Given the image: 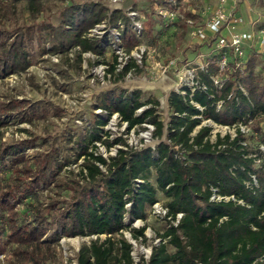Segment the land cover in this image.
<instances>
[{"label": "trees", "instance_id": "16d2710c", "mask_svg": "<svg viewBox=\"0 0 264 264\" xmlns=\"http://www.w3.org/2000/svg\"><path fill=\"white\" fill-rule=\"evenodd\" d=\"M45 1L50 0H0V15L8 12L12 16L17 5L25 3L35 17ZM60 19L57 26L47 27L50 41L56 42L53 50L64 47L65 40L79 48L78 61L84 52L102 53L88 37L91 29L106 19L113 24L118 19L126 25L128 21L121 11L108 14L103 4L94 1L64 6ZM33 35L32 25H0V73H18L31 65ZM114 61L108 74L115 73L116 57ZM256 63L252 57L243 74L231 70L220 89L210 78L217 69L214 64L200 71L198 81L204 89L199 86L192 91L183 86L184 95L174 90L169 93L167 123L157 116L156 98L143 99L139 90L127 95L123 91L104 93L97 104L99 109L108 117L117 114L119 121L126 123V132L151 123L159 142L153 150L149 146L129 147L121 137L110 140L108 132L102 140L100 127L106 120L97 118L74 151V161L83 159L80 175L86 184L69 182L64 186L72 192L69 198L44 204L36 193L44 180L51 178L53 182L56 170L71 162L68 158L62 162L55 153L27 160L24 149L33 146L31 141L0 142V167L9 162L13 177L0 187V254L14 245L21 264H55L47 263L52 252L50 243L42 239L57 219L64 236H97L80 247L77 264H134L131 244L123 237V230L129 229L124 223L125 204L132 201V217L145 218L146 208L159 201L160 192L169 213L173 217L176 213L183 215L177 226L165 227L158 234L159 245L152 248L148 260L138 264H264V155L261 148L251 149L245 132L237 126L251 125L264 143V131L257 122L264 118V83L255 70ZM131 69H137L133 60L123 66L121 75ZM219 101L222 103L217 108ZM15 110V119L28 122L32 115L47 112L41 101L29 104L12 98L0 102L1 114ZM201 119L236 126L234 137L216 134L212 140L211 126L201 125ZM4 123L0 116V124ZM97 141L107 151L120 143L122 147L106 159L97 153ZM135 179L141 180L136 189ZM130 232L134 240H145L144 228ZM58 237L60 233L55 232L53 239ZM168 246L174 251L169 252Z\"/></svg>", "mask_w": 264, "mask_h": 264}, {"label": "rangeland", "instance_id": "374dc122", "mask_svg": "<svg viewBox=\"0 0 264 264\" xmlns=\"http://www.w3.org/2000/svg\"><path fill=\"white\" fill-rule=\"evenodd\" d=\"M87 1L103 4L108 9V14L117 9L128 21L126 25L118 19L113 24L106 19L96 25L90 30L88 37L95 41L102 53L84 52L81 54L82 59L78 61L79 48L71 47L65 40H62L64 47L53 50L56 42L50 41L47 27L57 26L61 22L60 12L64 6L83 4ZM190 1L188 8L198 4L199 7L197 5L195 10L202 11L203 4L200 0ZM155 2L156 0H50L44 2L41 12L35 17L27 10L25 3L17 5L12 16L8 12L0 15V25L34 27L29 56L31 65L18 73H0V102H7L12 98L25 100L29 104L41 101L47 108L46 115L40 111L32 115L29 122L15 119L16 110L12 114L0 113L5 121L0 124V142L31 141L33 146L24 149L27 160L34 156L57 153L62 162L66 161V158L71 161L59 171L56 170L53 182L51 178L46 179L36 188L39 200L44 204L57 198H69L72 192L64 188L69 182L86 184V180L80 175L83 159L74 161V151L79 149L80 138H84L86 133L92 130L97 118L106 120V124L100 127L102 140L105 139L104 133L108 132L110 140L121 137L126 145L135 149L156 146L158 140L153 136L154 127L151 123H143L142 126L126 133V127L119 121L118 115L108 117L104 110L97 107L104 93L123 91L124 95H127L139 90L143 99L156 98L159 101L157 116L167 123L169 93L174 90L184 95L183 86L191 89L196 87L192 86L189 74L192 73L195 80L199 79V60L196 57L200 51L205 52L207 49L198 45L192 36V28L184 20L187 15L173 21L165 19L158 15L156 8L154 9H159ZM244 16L248 18L246 13ZM251 17L255 19L257 15L252 13ZM120 30L125 34L120 33ZM115 57L118 63L115 64V73L111 75L107 69L110 64L115 63ZM131 60L136 63L137 69H131L121 75L123 66ZM147 107L140 108L136 114H140ZM257 122L264 131V118ZM205 124L211 126L212 140L216 134L223 136L229 133L232 137L235 135L236 126H221L211 120L201 119V125ZM239 125L241 124L237 126ZM245 135L246 143L252 150L264 145L251 129V125L246 127ZM96 145L97 153L105 158L117 153L115 149L122 146L120 143L107 151L100 141H97ZM8 164L9 162L5 167H0V187L13 179ZM150 180L154 182V176H151ZM157 200L162 204L166 202L159 194ZM148 209L149 206L146 208L145 218H142L143 223L134 219L128 222L130 229L144 228V241L134 240L130 229L123 230V237L131 244L134 264L149 259L152 248L159 245L158 234L163 233L166 227L165 221L151 216ZM60 230L56 219L42 239L50 243L52 252L47 263L53 261L55 264H77L80 247L96 238L64 236ZM55 232L60 233L57 239H53ZM100 238L103 239L104 236ZM13 248L14 245L8 246L6 251L0 254V264L22 263L21 256L18 257ZM168 251L173 252L174 248L168 246Z\"/></svg>", "mask_w": 264, "mask_h": 264}, {"label": "built area", "instance_id": "2783aa9c", "mask_svg": "<svg viewBox=\"0 0 264 264\" xmlns=\"http://www.w3.org/2000/svg\"><path fill=\"white\" fill-rule=\"evenodd\" d=\"M190 2V0H158L155 6L157 5L159 9L157 10V7L154 9L156 8L158 15L171 21L179 17L184 18V15L188 16L184 20L192 28V36L198 45L207 49L205 52L198 53L197 68L200 71H207L211 64L216 66V72L210 75L216 89L222 87L231 70H238L240 74H243L252 57L256 58L255 70L260 74L264 83V0H200L203 4L202 11L195 10L198 4L193 8H188ZM244 13L248 15L247 19ZM252 13L257 15L255 19L251 17ZM189 75H191L190 80L193 87L196 85V87L205 88L203 84L195 80L192 73ZM238 88L246 93L240 84ZM191 90L193 91L194 88ZM221 103V101L217 103V108ZM122 123L126 127V123ZM239 127L242 132H245L247 125H239ZM151 148L154 150L155 146ZM261 148L264 155V145ZM110 149L112 150V147ZM115 155L116 153L108 157ZM100 168L105 171L104 167L100 166ZM140 182L141 180L135 179L133 187L136 189ZM131 207L132 201H127L124 223L129 225L128 222L131 219L143 223L142 218L131 216ZM148 213L165 221L167 228L177 226L183 215L176 213L173 217L169 209L160 201L154 202L149 207ZM128 228L130 229L129 226ZM93 237L97 236L93 235ZM157 239L160 243L161 239L159 237Z\"/></svg>", "mask_w": 264, "mask_h": 264}, {"label": "crops", "instance_id": "0c3cea01", "mask_svg": "<svg viewBox=\"0 0 264 264\" xmlns=\"http://www.w3.org/2000/svg\"><path fill=\"white\" fill-rule=\"evenodd\" d=\"M159 195H162L160 192H158Z\"/></svg>", "mask_w": 264, "mask_h": 264}]
</instances>
